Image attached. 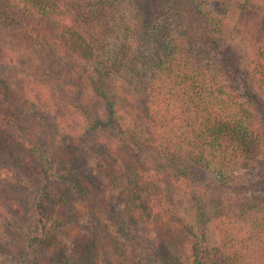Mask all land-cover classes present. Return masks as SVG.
Wrapping results in <instances>:
<instances>
[{
  "label": "trees",
  "instance_id": "trees-1",
  "mask_svg": "<svg viewBox=\"0 0 264 264\" xmlns=\"http://www.w3.org/2000/svg\"><path fill=\"white\" fill-rule=\"evenodd\" d=\"M0 15L22 26L13 33L19 46L62 48L69 62L78 59L100 102L93 111L76 104L77 116L45 85L14 77L19 95L0 112V155L11 168L31 176L27 157L48 172L51 149L33 144V123L40 112L52 115L62 138L78 139L94 181L117 194L131 226L146 225L159 237L157 264H264V0H0ZM191 20L198 22L196 32ZM230 32L245 38L242 94L225 63ZM11 51L0 44V63L12 61ZM111 76L140 94L150 133L124 126L108 95ZM142 141L153 151L150 160L143 158ZM199 169L241 196L244 230L219 221L217 240L210 241ZM162 177L175 191L186 190L194 203L195 215L184 225L194 240L191 262L182 239L162 227ZM43 199L35 205L30 252L31 241L47 238ZM68 253L58 252L50 264L91 260L88 253Z\"/></svg>",
  "mask_w": 264,
  "mask_h": 264
},
{
  "label": "rangeland",
  "instance_id": "rangeland-1",
  "mask_svg": "<svg viewBox=\"0 0 264 264\" xmlns=\"http://www.w3.org/2000/svg\"><path fill=\"white\" fill-rule=\"evenodd\" d=\"M196 22L190 21L195 32L199 27ZM21 29L12 18L0 15V44L12 48V61L0 63V112L7 111L19 95L14 80L17 75L48 87L56 101L72 114L80 115L76 104L98 110L100 102L78 67V59L72 56L69 62L62 48L19 46L13 33ZM225 48V63L242 94L247 80L244 36L240 32L228 33ZM106 87L124 126L134 132L150 133L140 114L141 96L137 90L114 76ZM33 124V144L51 149L49 168L44 172L25 156L30 176L29 170L11 168L5 156L0 155V264H50L58 252H70L71 257L88 253V264H157L159 237L146 225L131 226L117 194L97 185L78 139L62 138L61 126L52 115L40 112ZM142 143L143 158L150 160L153 151ZM198 172L211 218L207 228L210 241L217 240L215 225L219 221L234 231L240 226L244 230L239 211L241 196L222 188L207 172ZM157 185L162 227L182 239L191 262L194 240L184 225L195 215L194 203L186 190L175 191L163 177ZM42 195L47 238L43 243L31 241L30 252L27 246L37 232L35 205Z\"/></svg>",
  "mask_w": 264,
  "mask_h": 264
}]
</instances>
